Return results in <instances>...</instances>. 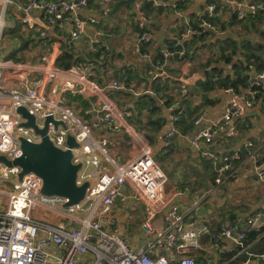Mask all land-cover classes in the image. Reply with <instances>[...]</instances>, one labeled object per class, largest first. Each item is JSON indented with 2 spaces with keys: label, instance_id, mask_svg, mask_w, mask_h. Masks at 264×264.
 <instances>
[{
  "label": "built area",
  "instance_id": "built-area-1",
  "mask_svg": "<svg viewBox=\"0 0 264 264\" xmlns=\"http://www.w3.org/2000/svg\"><path fill=\"white\" fill-rule=\"evenodd\" d=\"M115 0H27L22 8L24 17L22 24L29 23V17L37 12L48 26H64L70 24L72 29L65 41L68 49L82 37L90 26L96 27L108 18L111 6ZM136 0L135 3H141ZM153 8H166L168 3L162 0H143ZM228 11L237 21H244L247 17H260L264 21V4L247 3L242 0H225ZM96 5L99 16L81 17L83 10ZM7 0L0 1V38L4 28V14ZM134 25L137 31L135 48L142 58H148L142 50L149 41L150 34L147 25L149 19L145 11L139 6ZM175 8V6H173ZM216 5L207 6L204 16L194 27L181 32L179 36L165 43L158 50L160 60L151 62L146 72L150 81L161 79L165 81V66L170 60H183L187 51V43L193 36H198L206 30H212V19L215 18ZM45 33L41 32L40 36ZM99 47L93 48L95 54L109 52L110 46L106 43L92 40ZM96 45V46H97ZM249 76L246 87L237 91L234 88L224 89L228 99L219 117L206 120L201 118L193 122L190 130L181 131L178 124L179 105L187 97V89L182 88L180 99L166 106V99H160V105L169 112V128L163 139V154L172 151V139L184 138L189 147L203 162L213 165L214 179L211 188L198 197L190 208L181 209L171 203L165 196L166 176L155 162L153 151L143 132L134 129L127 123L130 114L120 110L114 102L105 96L98 83V77L92 64L79 62L74 58L66 69L54 66V59L46 61L44 66H28L19 63L0 61V156L12 161L21 156L19 137L28 142L38 143L41 137L32 128H24L21 123L25 119L16 113L18 107H24L30 115L35 117L38 128H43L45 119L49 116L55 121H61L66 128L60 125L54 128L48 123L47 136L50 142L58 149L66 150V137H74L78 144L73 148L72 163L81 164L77 173L76 184L88 182L82 202L64 208L65 198L45 196L40 193L42 180L39 176L28 173L20 182L17 181L19 168H5L0 165V179H13L12 190L6 194L3 205L0 207V264H77L79 255L90 253L94 257L93 264H196L188 256L192 251L200 249V238L210 236L211 244L219 247L223 253L225 247L221 241H229L246 255L242 264H264V254L250 253L245 240L251 233L264 235V209L253 212L245 219H238L219 226L210 233L207 225L194 219L192 215L210 200L214 191L222 185L234 181L237 172L249 161L255 159L258 152L264 149V142L255 144L252 141L245 143L242 157L240 152L219 154L210 150L213 137L224 132L225 137L231 138L235 134L234 118L241 117L253 108L259 96L264 92V71L256 72L252 64L248 65ZM131 71L129 63H125L122 81L114 80L107 87L115 91H129L128 77ZM8 73L10 78L20 81L19 89H12L7 93L2 91V83ZM40 74L32 86L27 85L25 77L29 74ZM152 84V83H151ZM131 91V90H130ZM134 96L153 95L151 88L142 92L131 91ZM81 96L90 100L97 98L95 109H88L85 115L98 113L99 117L89 123H84L76 117L74 111L65 104L64 95ZM19 117V121L12 122L11 117ZM104 129L108 133L122 132L127 136L130 147L135 150L124 163H119L108 150L110 141L105 137H95L94 130ZM103 158L104 163L101 162ZM253 173L258 181L264 182V157L253 161ZM0 180V181H1ZM128 186L133 197L145 206V219L142 222L143 243L134 250L114 230L115 220L110 219L108 224L113 228L106 231L102 221L110 212L115 198L122 196V189ZM89 202L86 210H82L84 203ZM163 214V224L157 228L152 219ZM54 213L70 217L76 213H85L86 218L79 220L77 226L67 228L65 223L57 226L39 220L38 214ZM36 214V215H35ZM63 251V256L54 255L51 249ZM162 251H170L169 255Z\"/></svg>",
  "mask_w": 264,
  "mask_h": 264
},
{
  "label": "crops",
  "instance_id": "crops-1",
  "mask_svg": "<svg viewBox=\"0 0 264 264\" xmlns=\"http://www.w3.org/2000/svg\"><path fill=\"white\" fill-rule=\"evenodd\" d=\"M126 1L115 0L111 6L109 17L103 18L99 26L88 27L84 35L73 43L72 49H68L65 41L72 29L70 24L48 26L42 19V15L37 12L28 18L29 23L22 24L21 19L24 17L22 8L27 4V0H7L4 28L0 38V61L38 67L44 66L47 60L53 58L54 66L58 68L57 60L67 52L70 55L68 65L73 58L79 62L92 64L105 96L114 102L120 110H126L130 114V118L127 120L130 126L144 133L152 148L155 162L166 176V198L181 209H187L198 197L211 188L214 178L213 165L201 161L189 147L187 141L178 136L172 139V151L163 154L164 135L170 127L169 112L157 101V110L143 108L141 116H139L140 106L137 103H141L144 97L154 98L155 95L136 97L131 94V91L139 93L150 88L152 81L147 77L146 72L150 69L151 62L155 60L158 48L165 41L175 39L189 25H197L204 16L207 6L214 3L216 11L213 29L206 30L208 34L201 40H193L192 46L187 48V50L189 49L187 57L183 60L173 59L167 63L165 82L169 89L170 104L180 99L182 88L187 89V97L182 99L178 109L179 116L182 115L185 119V124H189L197 118H201L202 123H205L206 120L219 117L228 99V94L223 89L205 92L196 85L206 81L207 71L212 67L218 68L222 75L233 79L232 65L244 62L240 49L247 42L251 46L252 52H256L260 45L264 47V21H247V19L242 22L233 21L225 0H162L169 6L155 10L149 15L146 13L149 19L147 28L150 39L143 46V51L148 58H142L135 48L137 31L134 19L139 9L138 5H141L142 9L144 1L134 5L128 4ZM242 1L263 3L261 0ZM79 15L81 17H98L99 13L96 10V5L92 4L88 10L81 11ZM41 32H44L45 35L40 36ZM94 39L108 44L111 48L110 51L95 54L93 48L99 46L96 43L92 44ZM234 45L237 46L238 51L232 54ZM221 55L223 58H220ZM228 58H230L229 61L226 60ZM209 59H212V63L206 71L201 65ZM125 63H129L131 67L127 82L129 91L109 89L107 86L112 81H122ZM59 69L62 68L59 67ZM5 75L2 83L4 93L21 87L19 80L15 77L10 78L7 72ZM40 77V74L32 73L27 75L25 80H27L28 86H32L35 79ZM202 94H206V98L203 100ZM64 100L65 104L74 111L76 117L84 123H89L99 117L98 113L92 112L85 115V111L88 109L96 108L94 105L97 103L96 97L88 100L78 95L66 94ZM158 122L161 124V129L155 131ZM233 123L236 127L234 136L227 138L224 132H220L213 137V143L209 149L214 147L213 150L219 154H231L237 151L242 153L246 142L252 141L255 144L264 142V96H259L254 107L241 117L234 118ZM94 135L98 138L105 137L110 141L108 150L119 163H124L135 155V150L130 147L127 136L122 132L108 133L104 129H99L94 130ZM263 157L264 149L258 152L254 160L258 161ZM254 160L239 169L234 181L226 183L222 189L219 188L212 193L210 200L202 206L207 209V212L199 220L196 219L195 214L192 215L194 219L207 225L210 233H213L222 224L245 219L253 212L261 208L264 209V182L258 181L253 173ZM101 162L104 163L103 158ZM0 182H4L0 186L1 207L6 194L12 190L11 185L14 180ZM163 214L164 211L159 214L162 224ZM36 216L40 221L52 226L65 223L67 228L77 226L79 220L86 218L85 213L64 217L51 212H40ZM145 216L144 204L133 197L128 186H124L122 196L113 200L110 212L102 221V227L106 231L111 230L110 228L113 227L108 222L110 219H114L116 223L114 230L132 249L136 250L143 243L142 222ZM157 216L152 219V224L155 223ZM263 236H259V238ZM200 241V249L188 254L196 264H242L246 259V255L229 241H221L220 245L225 247L223 253L218 251L219 247L211 244L210 236L201 237ZM251 245H246L248 251ZM51 251L57 256L64 255L63 251H57L54 248ZM261 253L264 254V252ZM162 254L169 255L170 251H162ZM76 261L77 264H93L94 257L92 254L86 253L79 255Z\"/></svg>",
  "mask_w": 264,
  "mask_h": 264
},
{
  "label": "water",
  "instance_id": "water-1",
  "mask_svg": "<svg viewBox=\"0 0 264 264\" xmlns=\"http://www.w3.org/2000/svg\"><path fill=\"white\" fill-rule=\"evenodd\" d=\"M136 0H127L126 3L134 5ZM264 3V0H261ZM202 100L206 98V94L201 95ZM16 113L26 121L21 123L24 128H32L34 132L41 137L40 142L31 143L23 137L18 138L21 156L10 161L5 156H0V165L5 168L17 167L20 169L17 175V181L20 182L24 175L33 173L42 180L40 193L45 196H56L65 198L67 202L64 208L77 205L84 200L86 189L89 183L86 181L81 185L76 184L77 173L81 164H73L72 152L73 148H77L78 144L74 137L70 134L66 137V150L56 148L48 139L47 129L48 123L51 122L55 129L60 125L66 128L61 121H55L49 116L45 119L43 128H38L35 123V117L30 115L24 107H18ZM214 147H210L213 150ZM225 185H222V189ZM89 202L84 203L82 210H86ZM207 209L200 207L195 211L196 218L200 219Z\"/></svg>",
  "mask_w": 264,
  "mask_h": 264
},
{
  "label": "trees",
  "instance_id": "trees-1",
  "mask_svg": "<svg viewBox=\"0 0 264 264\" xmlns=\"http://www.w3.org/2000/svg\"><path fill=\"white\" fill-rule=\"evenodd\" d=\"M142 9L145 11V13H147L149 15V13L151 14L153 11L161 9V8H153L149 3L144 2ZM232 19H233V21H236V22H242V21H237L234 16H232ZM246 19H247V21H263L260 17H247ZM213 23H215V22H213V19H212V25H213ZM195 26H192V27L195 28ZM207 34H208V31H206V32H204L198 36H193L188 41L187 48H189V46H192L193 40L199 41L203 37H205ZM168 42H171V40H169V41L167 40L163 44L168 43ZM161 46L158 48V50L161 48ZM263 48L264 47L262 45H260L256 52H252L251 46L247 42V44H245L240 49L241 54L244 58V62L234 63L232 65V68L234 71V78L233 79H230L229 76H227V75H222L220 73V70L216 67H212L209 71H207L210 67V64L212 63V59H209L205 64L201 65V67L204 68L208 74V76L206 77V81L203 83H198L196 85V87H199L200 89H202L205 92L215 90V89H223L224 90L227 88H234L237 91L243 90L246 87L247 79L249 76L248 75V73H249L248 65L252 64L254 66V69L256 72L264 71ZM158 50H157L156 57L154 58L155 60H153L152 62L160 60ZM188 51H189V49L186 51L185 57H187ZM237 51H238L237 46L234 45V48L232 50V54L236 53ZM220 58H223V55H221ZM69 59H70L69 53L65 52L57 60L56 66L58 68L61 67L62 69H66L68 67ZM226 60L229 61L230 58H228ZM150 88L153 90L155 96H154V98L144 97V98H142L143 100L141 103H137L140 106L139 107V113H138L139 116H141V112H142L143 108H152V111L157 110L158 109L157 101H159V99L165 98L166 99L165 105L166 106L170 105L171 98L168 95L169 89H168L167 82L161 81V79H156L155 81L152 82ZM262 95L264 96V92L260 96H262ZM180 119H181V121L178 124V126H179V129L181 131H186V130L192 129L193 122L195 119H193V121L189 122V124H185V119L182 115H180ZM160 127H161V124H160V122H158L155 131H159L161 129ZM241 155L243 157L245 155V153L242 152ZM245 244L246 245L252 244L249 247L250 253L255 254V253L264 252V236L259 238L258 235L251 233L246 238Z\"/></svg>",
  "mask_w": 264,
  "mask_h": 264
},
{
  "label": "rangeland",
  "instance_id": "rangeland-1",
  "mask_svg": "<svg viewBox=\"0 0 264 264\" xmlns=\"http://www.w3.org/2000/svg\"><path fill=\"white\" fill-rule=\"evenodd\" d=\"M129 10V9H128ZM20 119H19V117H15V116H12L11 117V121L12 122H15V121H19ZM156 158L157 159H159V157L158 156H156ZM159 161H160V159H159ZM1 180V179H0ZM1 181H4V180H1ZM2 183H4V182H0V186H1V184ZM7 183V182H6ZM227 196V195H226ZM228 197V196H227ZM155 223H153L154 224V226L155 227H157V228H161L162 227V222H161V216L160 215H158L156 218H155V221H154Z\"/></svg>",
  "mask_w": 264,
  "mask_h": 264
}]
</instances>
